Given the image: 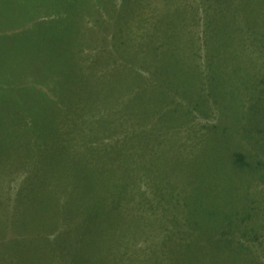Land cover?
<instances>
[{"label":"rangeland","instance_id":"obj_1","mask_svg":"<svg viewBox=\"0 0 264 264\" xmlns=\"http://www.w3.org/2000/svg\"><path fill=\"white\" fill-rule=\"evenodd\" d=\"M67 1L0 31V264H264V0ZM77 8L70 64L36 54Z\"/></svg>","mask_w":264,"mask_h":264},{"label":"trees","instance_id":"obj_2","mask_svg":"<svg viewBox=\"0 0 264 264\" xmlns=\"http://www.w3.org/2000/svg\"><path fill=\"white\" fill-rule=\"evenodd\" d=\"M30 1L31 0H0V31H1V28H3L2 30H5L12 24H14L15 26H19L23 24L25 21V14L30 6ZM256 2L259 4L260 0H256ZM14 4H19L20 9L15 10L14 12L11 13V8L13 7ZM64 4L65 6H67L69 2L66 0V3ZM258 9L264 10L263 2L259 4ZM77 17H80V12L78 8L76 9V11H73L72 9L70 13H67V16H66L67 19H65L64 17H61L60 20H55L50 25H46L42 30V37L38 38L37 40V49L34 52L38 54V51H39L42 54V56H44L45 59H48V61L50 60L53 61L56 58L58 59V55H59V58H63V64H70L67 58H69V52L71 50L67 48L62 49L60 45H63V46L74 45L71 38L75 34L74 30L80 19ZM49 28L50 29L59 28V29L54 30L50 34L52 35L51 38L45 37L43 33L45 29H49ZM4 39H6L5 42H3ZM30 39L31 41H33V38L30 37ZM10 40H12V38L8 35L0 36V61L4 58H8L5 61V63L7 62V64L9 65L11 64H10V61H8L10 59L9 56H7L8 51L11 49L10 54H12V53L17 52L20 48L18 44V47L15 49L16 42L14 41H11L12 43H14V45L9 46V43H11ZM35 47L36 46L31 44L29 45V47H27V51H30L34 49ZM51 49H52V52H51ZM161 73L165 76V77H161L162 84H160V86H162V89H163L162 96H166L167 94H166L165 88L166 86L170 87V81H171V77L173 74L171 73V76H169V71L163 68L161 69ZM186 77L184 78L183 82L179 79H176L175 84H174V92L172 91V94H171L172 96L170 97L169 100L168 98H164L165 99L164 103L167 105H170L171 103H173V106H172V108L174 107L173 111L181 112V114L183 112H185L186 114H194L192 113L193 110L199 111L200 113L205 114L206 113V102L209 100V97H210L206 90V84L202 83V86L200 85L196 87L192 94L193 97L182 96L180 94V90L183 89L184 87L191 85V79H188L185 81ZM178 97L181 101H184V103H181L180 100H176V98ZM211 98L215 99L214 96H211ZM159 105H162V104L159 103ZM97 108H99L98 105H93L92 110H95ZM26 115L27 114H24L23 116H26ZM179 116L180 115L176 116L175 119L177 120ZM180 119H184V115H181ZM29 128L32 130V126H30ZM60 159H63V158H60ZM73 169H75V167H73ZM89 176H90V173L87 172L86 177L89 178ZM117 179L118 178H115L114 183L117 182ZM106 181L107 179L104 182ZM84 189L86 190L92 189V185H85ZM191 204H188L189 211L193 212L196 215L198 210L194 208Z\"/></svg>","mask_w":264,"mask_h":264},{"label":"bare ground","instance_id":"obj_3","mask_svg":"<svg viewBox=\"0 0 264 264\" xmlns=\"http://www.w3.org/2000/svg\"><path fill=\"white\" fill-rule=\"evenodd\" d=\"M225 15V14H224ZM228 19V18H227ZM232 25V24H231Z\"/></svg>","mask_w":264,"mask_h":264}]
</instances>
